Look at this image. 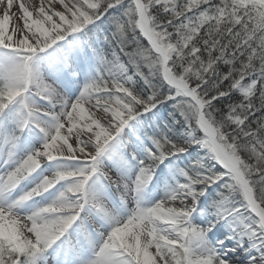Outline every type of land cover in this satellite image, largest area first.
<instances>
[{"label":"snow or ice","instance_id":"6c2138e0","mask_svg":"<svg viewBox=\"0 0 264 264\" xmlns=\"http://www.w3.org/2000/svg\"><path fill=\"white\" fill-rule=\"evenodd\" d=\"M31 8L0 0V264H264V0Z\"/></svg>","mask_w":264,"mask_h":264},{"label":"bare ground","instance_id":"6f19581e","mask_svg":"<svg viewBox=\"0 0 264 264\" xmlns=\"http://www.w3.org/2000/svg\"><path fill=\"white\" fill-rule=\"evenodd\" d=\"M19 2H22V3H25L26 5H28L30 11H33V9L31 8V5H32L33 3H36L37 6H38V4H39V0H17V3H19ZM14 11H17V13H18V9L15 8V7H14ZM0 15H2V10H0ZM17 23H19L17 17H13V18L10 20V26H14V25H16ZM214 231H215V230H214ZM209 235H211V234H209Z\"/></svg>","mask_w":264,"mask_h":264}]
</instances>
